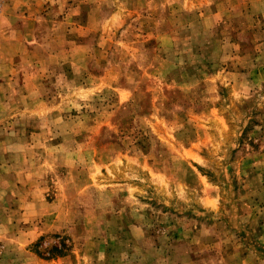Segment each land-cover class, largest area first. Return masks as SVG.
<instances>
[{
  "label": "rangeland",
  "instance_id": "obj_1",
  "mask_svg": "<svg viewBox=\"0 0 264 264\" xmlns=\"http://www.w3.org/2000/svg\"><path fill=\"white\" fill-rule=\"evenodd\" d=\"M0 264H264V0H0Z\"/></svg>",
  "mask_w": 264,
  "mask_h": 264
},
{
  "label": "trees",
  "instance_id": "obj_2",
  "mask_svg": "<svg viewBox=\"0 0 264 264\" xmlns=\"http://www.w3.org/2000/svg\"><path fill=\"white\" fill-rule=\"evenodd\" d=\"M35 246H37V243H35L34 245H33V247H35ZM51 252V254H48V256L50 257V255H51V257L52 256H63L64 254H63V251L62 250H60V248L58 249V248H56V247H53V248H51V250H50Z\"/></svg>",
  "mask_w": 264,
  "mask_h": 264
}]
</instances>
